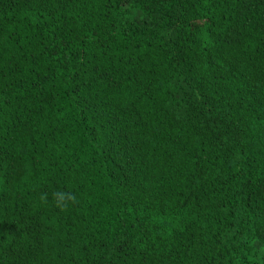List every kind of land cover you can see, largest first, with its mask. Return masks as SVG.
<instances>
[{"label": "trees", "instance_id": "trees-1", "mask_svg": "<svg viewBox=\"0 0 264 264\" xmlns=\"http://www.w3.org/2000/svg\"><path fill=\"white\" fill-rule=\"evenodd\" d=\"M0 264H264V0H0Z\"/></svg>", "mask_w": 264, "mask_h": 264}, {"label": "clouds", "instance_id": "clouds-1", "mask_svg": "<svg viewBox=\"0 0 264 264\" xmlns=\"http://www.w3.org/2000/svg\"><path fill=\"white\" fill-rule=\"evenodd\" d=\"M60 195H61V197L64 199L65 203L67 202V200H68L69 198H71L70 195H69V196H65L64 194H60ZM57 202H58V204H59V200H58Z\"/></svg>", "mask_w": 264, "mask_h": 264}, {"label": "snow or ice", "instance_id": "snow-or-ice-1", "mask_svg": "<svg viewBox=\"0 0 264 264\" xmlns=\"http://www.w3.org/2000/svg\"><path fill=\"white\" fill-rule=\"evenodd\" d=\"M194 26H198V25H194Z\"/></svg>", "mask_w": 264, "mask_h": 264}]
</instances>
